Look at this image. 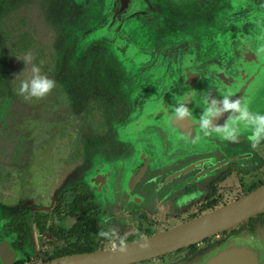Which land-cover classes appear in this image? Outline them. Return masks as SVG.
Returning <instances> with one entry per match:
<instances>
[{"label": "flooded vegetation", "instance_id": "1", "mask_svg": "<svg viewBox=\"0 0 264 264\" xmlns=\"http://www.w3.org/2000/svg\"><path fill=\"white\" fill-rule=\"evenodd\" d=\"M158 1L0 0V264H59L110 253L115 241L100 237L101 230L114 228L131 246L141 236L167 233L264 188V141L252 148L248 136L242 144H217L213 151V136L180 137L191 148L184 162L177 160L182 167L169 174L156 165L168 163V150L153 154L146 147L152 139L143 138L140 124L168 134L167 127L185 122L170 121L174 111L160 113L165 105L148 96L145 119L126 127L135 110L138 75L143 82L145 71L129 67L106 42L114 47L116 39L118 46L132 48L146 30L168 42L172 29L157 20L165 9ZM201 1L177 17L188 20L215 0H205L207 7ZM149 2L159 9L146 16ZM87 11L94 20L86 29L93 33L85 35L82 19L74 22L78 27L72 22ZM40 15L47 22L45 35L36 27ZM28 53L32 60L25 65ZM32 64L56 83L46 98L18 94ZM177 70L180 80V65ZM164 74L171 73L158 72ZM154 104L161 108L152 109ZM110 143L116 157L138 152L123 183L118 169L114 174L101 164L95 169L99 151ZM127 264H264V210L188 246Z\"/></svg>", "mask_w": 264, "mask_h": 264}, {"label": "water", "instance_id": "2", "mask_svg": "<svg viewBox=\"0 0 264 264\" xmlns=\"http://www.w3.org/2000/svg\"><path fill=\"white\" fill-rule=\"evenodd\" d=\"M223 7H225V9L224 11L222 10L223 13H220L219 11ZM263 10L264 0H224L220 7L212 13L204 14L203 16L193 19L191 22L182 21L176 28L173 27L171 41L167 42L164 41V39L156 41L154 43L155 47L151 50V52L148 47L144 49L145 45H147L146 41H140L137 37L133 39L135 46L132 48L123 47L121 45L119 46L120 48H118L117 51L121 55L125 64H129V60L131 57L134 58V54L138 60L149 57V60L152 59L149 65H158V72H161L162 69L174 72V62L177 60V57H180L181 55V58H187L185 61H180L176 65V67L180 65L179 72L181 74L183 68L185 66L187 68L185 70L184 85L178 86L179 91L177 90V87L175 89H169L170 96H172L171 94L174 92L175 98H173V100L170 99L167 106H164V108L160 111V113H168L170 110L174 111L180 103L188 101L186 106L192 113L191 118L184 120V126L178 128L170 127L169 131L172 137H204L199 127V120L203 113V98L205 96L221 99L224 95H230L234 100L237 98L241 99L243 103L248 105L249 110L254 103L264 97V58L261 54L255 52L254 48H249L245 45L248 41H258V38L255 39L253 37L256 32V27L251 25L257 22L256 16L254 15L256 12H261L263 14L261 17L264 18ZM231 12L232 14L229 15ZM215 14L224 15V22L226 23L225 28L229 31V33H231L225 44L222 42L221 38L223 35H218L215 38L216 42L208 45L206 49L204 48L205 50L202 54H199L195 48L196 46H193L191 50L187 51L183 55V51H181L182 41L180 38H175V31L179 28V25L181 26L187 23L191 24L202 17L210 15L213 16ZM239 16L246 17L248 33L245 34V38L241 33L242 28L238 29V34L234 32L237 29L236 19L239 18ZM153 34L159 35L160 33ZM143 38L146 37L144 36L140 39ZM222 44H224V46L221 48ZM230 45L234 50L243 56L242 60L239 63L235 60L231 62L232 59L229 61L224 60L222 63H218L217 61L219 59H226L229 57L226 46ZM208 58L209 60H213L214 65L217 67L216 71L213 73L217 80H219V86L217 89L215 88L213 90H216V93L209 91L206 95H204L201 90L203 85L201 82L208 78L211 70H209L207 66L203 65L202 59ZM155 59L158 61L156 62ZM149 65L143 63L135 64V66L138 67H147ZM153 73H156V71H153ZM177 99L178 101H175ZM148 108L150 107L148 106L146 97L144 95L137 97V100L135 101V110L133 111L132 116L128 119L126 127L135 128L133 126V122L144 120L145 112H147ZM227 117L228 113H224L222 116L214 118L213 122L225 121L227 120ZM174 120V113H172L170 121ZM238 126L239 137H248L253 131L252 127L244 123L238 122ZM218 136L222 137V135H217V137ZM217 144L218 143H215L214 146L217 147ZM219 146L221 147L220 144ZM263 210L264 188L245 198H242L240 201H237L231 206H227L198 220L188 222L167 233L148 239L150 241V247L148 248H142L141 241L137 244L128 246L126 254L110 252L91 256L86 255L71 257L59 264H127L130 262L149 259L159 254L188 246L215 231L231 226Z\"/></svg>", "mask_w": 264, "mask_h": 264}, {"label": "rangeland", "instance_id": "3", "mask_svg": "<svg viewBox=\"0 0 264 264\" xmlns=\"http://www.w3.org/2000/svg\"><path fill=\"white\" fill-rule=\"evenodd\" d=\"M136 1H137V5H138L141 0H136ZM193 1L194 0H161V1H158V4L165 6L164 7L165 9H162V11L160 13H157L155 16H157V18L159 17V19H157V20L159 22H160V20H162L163 23L165 24L166 30H169V32H171L170 29H172L173 27L176 28L177 25L179 23H181L182 21L191 22L193 19H195L197 17L203 16L204 14L212 13L213 11H215L217 8L220 7L221 3L224 2V0H215V1H213L214 3L212 4V6L209 9L202 11L198 15H194L193 17H191L188 20H187V18H186V20L178 18L176 14H178V16H180V17H184L185 15L182 13V11H184V10H182V9L184 8L186 10L188 7H193L190 5V4H192ZM201 4L206 5L205 0H202ZM205 7H207V5ZM225 7L221 8L219 12L223 13ZM153 9L154 10L159 9V6L157 7V5H154L153 3L149 2L148 5H146V8L144 10L143 9L142 10L146 13V16H147V14L149 12H151ZM164 12H165V14H163ZM34 14H36V13L34 12ZM231 14H232V12L229 15H231ZM254 15L256 16L257 22L253 23L251 26L256 27V29H255L256 32L254 33L253 37L255 39L258 38V41L257 42L248 41L245 45H247V47H249V48H254L255 49L254 51L261 54L262 57L264 58V18L261 17V15L263 16V14L259 11L256 12ZM25 17L29 18V15H26ZM224 18H225L224 15L215 14L213 16L210 15V16L202 17V18L198 19L196 22H193L191 24L187 23V24H183L181 26L179 25V28L175 31V33H176L175 38H180V40L182 41L181 51H183V55L187 51L191 50V48L193 46H196L195 48L197 49L198 53L202 54L208 45L216 42L215 38L218 35H223V36H221V38H222V42L225 44L226 40L229 38L231 33H229V31L226 30V28H225L226 23L224 22V20H225ZM42 20L43 19H42L41 15L39 17H35L37 29L42 30L43 31L42 34L45 35L46 34L45 30L48 27L46 25L47 22L42 21ZM80 20H81V27L85 31L82 34L88 35V34L93 33L92 28L86 29V27L90 26L93 23L94 16L92 15V13L88 12V13H85L83 16L81 15L78 18L75 17L72 24L74 26H76L75 24L76 23L79 24ZM69 22L70 21H68V25H69ZM74 22H75V24H74ZM160 24H161V22H160ZM76 27H78V26H76ZM236 28L237 29L234 31L236 34L239 33L238 29L242 28L241 33H242L243 37L245 38L246 37L245 34L248 33L247 22H246L245 16H243V17L239 16V18L236 19ZM145 33L143 35H145L146 38L139 39V40L140 41H146L147 45H145L144 49L148 47V48H150V52L152 49H154V47H155L154 43L156 41H158L160 39H166L163 34L162 35L153 34L152 30H146ZM107 38L109 39V41H113V35L108 34ZM169 41H171V38ZM115 42H116V44H114L115 45L114 47L111 46L113 44H108V42H106L107 43L106 46L108 45L107 46L108 48L110 47L112 50H114L113 52L116 55L121 57V55L117 51L118 48H120V47L118 46L116 39H115ZM96 44L101 46L99 43H96ZM224 44L221 45V48L224 46ZM226 50L229 53V57H227L226 59H219L217 61L218 63H222L224 60L229 61L231 59H232L231 62H233L235 60V61H237V63H239L242 60L243 56L239 52L234 50L233 47H231V45L226 46ZM148 58L138 60V58L134 54V58L133 57L130 58L128 65H129V67H132V68H134L135 64H137V63H140V64L143 63V64L149 65L152 59L149 60ZM185 59H187V58H185V57L181 58V55H180V57H177V60L174 62V72H170L168 70V72L172 73V75L171 74L170 75L164 74L162 76L158 75V68L159 67H158V65H155V64L149 65L147 67H138L137 66L138 68H140V71L141 70H143V72L145 71V75L143 77V82H141V74L138 75V77L140 78L141 84L136 88V91H137L136 96L139 97V96L144 95L146 98L149 96V97L153 98V100H152L153 103H161L162 106H164V105L167 106L168 101L170 99L173 100V98H175L174 92H172V94H171L172 97L170 98L169 89L170 88L175 89L177 87V90H178V86L180 85V82L184 83L185 70L187 68H186V66L183 68L182 74H180L181 79L178 80V76H177V71H178L177 67L178 66L176 67V65L180 61H185ZM155 61H156V59H155ZM263 61H264V59H263ZM202 63L204 66H207L209 68V70H211L208 78L206 80L204 79V81L201 82V83H203L201 90L204 93V95H206L209 91H213L215 88L216 89L218 88L219 80H217V78L214 76V73H213L217 69L216 65H214V61L209 60V58H208V59H202ZM263 70H264V68H263ZM152 71H154V72L156 71V73L158 75L153 80H151V78L147 75L148 73H150ZM77 77L78 76H75L76 81L78 80V79H76ZM161 81H163L162 82L163 87H161V84H160ZM143 85H145V86H143ZM165 86L168 89H165L164 88ZM213 93H216V90L213 91ZM151 107L155 108V109L156 108L160 109V104H154ZM143 108H144V105H143ZM170 111H172V110H170ZM250 111L253 113H256V114L264 115V97L262 99H259L258 102L254 103L250 107ZM140 125L144 130L146 129V131L143 133V138L148 137V138H150V140L152 139L151 142H149V143L146 142V147L151 148L153 154H156L158 156H162L168 150V153H169L168 163L157 161L156 165H158L159 168L162 167V169H165V170L169 169L168 170L169 174H172L177 169L181 168L182 166H177V163H178V161H182V162L185 161L184 158L188 154V152L190 151L191 146L185 148L183 141L180 139V137H178V136L172 137L170 135V131H169V128L171 126L166 128L168 134L167 133L161 134L162 132L160 130H158L157 128L150 130L151 127L148 124H140ZM134 140H130V142L127 143L130 146V149L133 148L132 144L134 143L133 142ZM210 140H211V142H210L211 146H212L213 151H214V144L215 143L220 144L222 147H230V146L232 147L234 145L242 144L244 141V138L238 137L237 142H232V141L224 140L223 138H220L219 136L217 137V135H213V137ZM113 150H114V148H113V145L111 143L109 145L103 146V149L99 151L97 157L94 160V163H96V161L99 160L95 165V169H97L98 166H100V164H101L102 170L104 172H113V174H114L115 169H118V171L116 173V177H119L121 179V182L123 183L126 180L129 172L132 170L135 161L137 162L138 152L135 151L133 158H130V157L125 158L124 156L116 157L115 155H111L114 153ZM129 153H130V151H129ZM186 160H189V162L194 161V159H190V158H188ZM175 161H177V162L174 164ZM102 163H105V164H102ZM174 175L176 176V173ZM182 180H183V177L180 179H177V181L175 183H180ZM147 185L151 186L149 184H147Z\"/></svg>", "mask_w": 264, "mask_h": 264}, {"label": "clouds", "instance_id": "4", "mask_svg": "<svg viewBox=\"0 0 264 264\" xmlns=\"http://www.w3.org/2000/svg\"><path fill=\"white\" fill-rule=\"evenodd\" d=\"M31 60V53H28L24 59L25 65L30 63ZM55 86L54 80L42 75L40 67L32 64L30 75L21 81L18 94L24 96L25 99H43L51 93ZM187 102L180 103L175 108V120L184 121L191 118L192 113L186 106ZM203 104L204 108L199 120V127L205 137L222 135L224 140L237 142L239 137L238 122H241L253 129L252 134L248 137L252 148H256L261 141H264V115L251 112L248 105L243 103L241 99L233 100L230 95H224L221 99L205 96ZM224 113H228L226 122L222 126L216 125L213 122L214 118L222 116ZM195 142L196 140L193 139L192 143ZM108 220H110V217H105V221L107 222ZM98 235L110 241H115L111 249L113 253H127L128 246L125 239L120 237L114 228L101 230ZM140 239L142 248L150 247V241L147 238L141 236Z\"/></svg>", "mask_w": 264, "mask_h": 264}]
</instances>
